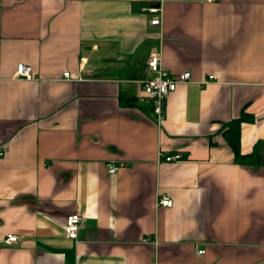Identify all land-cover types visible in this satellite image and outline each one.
<instances>
[{"label": "crops", "instance_id": "crops-1", "mask_svg": "<svg viewBox=\"0 0 264 264\" xmlns=\"http://www.w3.org/2000/svg\"><path fill=\"white\" fill-rule=\"evenodd\" d=\"M153 52L192 72L160 125L143 91ZM242 118L250 153L264 0H0V264H264V164L235 163L224 137Z\"/></svg>", "mask_w": 264, "mask_h": 264}, {"label": "built area", "instance_id": "built-area-1", "mask_svg": "<svg viewBox=\"0 0 264 264\" xmlns=\"http://www.w3.org/2000/svg\"><path fill=\"white\" fill-rule=\"evenodd\" d=\"M212 1V0H210ZM214 1V0H213ZM151 12H162L161 8H153L150 9ZM151 24L153 25H162L161 18H153L151 20ZM147 70L149 72V78H147L143 82V91L145 95L150 98L152 103L153 114L155 120L158 125H160L165 119V104L166 100L171 93H173L178 84H183L191 81L192 72L190 70H186L180 73H172L170 72L163 64L162 54L160 52H153L149 55L147 59ZM64 76H69V73H65ZM15 77L30 79L33 77L32 68L26 64H18L17 70L15 72ZM210 80L214 79L213 76L209 77ZM6 153V148L1 147L0 156H3ZM182 156L174 155V156H166V161H175L180 160ZM124 164H110L108 166V172L110 174H115L119 171ZM158 205L171 207L173 205V201L167 195L162 196L158 200ZM83 222V218L78 213L70 214L66 217L65 221V234L68 238L77 240L78 233L81 228V224ZM21 236H18L13 233L5 234L3 238L4 244L12 245L18 243ZM141 242L143 244H151L156 249L159 247V242L157 238L145 236L142 238ZM199 255H204L206 253V248H200L197 250ZM148 264H159L158 260H153Z\"/></svg>", "mask_w": 264, "mask_h": 264}, {"label": "trees", "instance_id": "trees-1", "mask_svg": "<svg viewBox=\"0 0 264 264\" xmlns=\"http://www.w3.org/2000/svg\"><path fill=\"white\" fill-rule=\"evenodd\" d=\"M244 118L227 124L228 130L224 137L234 153L235 163L243 166L263 165L264 164V145L256 144L250 153H242L240 140V126Z\"/></svg>", "mask_w": 264, "mask_h": 264}]
</instances>
